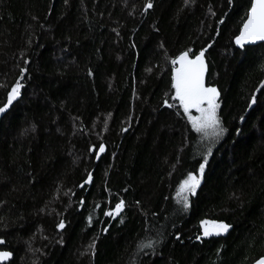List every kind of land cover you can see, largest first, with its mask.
<instances>
[{
  "label": "trees",
  "instance_id": "16d2710c",
  "mask_svg": "<svg viewBox=\"0 0 264 264\" xmlns=\"http://www.w3.org/2000/svg\"><path fill=\"white\" fill-rule=\"evenodd\" d=\"M147 2L0 0V106L27 69L0 117L6 264H252L264 255V44H234L249 0ZM203 48L226 129L212 143L197 140L172 99L171 60ZM208 148L185 210L179 185ZM120 200L121 213L105 216ZM202 220L232 227L204 238Z\"/></svg>",
  "mask_w": 264,
  "mask_h": 264
},
{
  "label": "snow or ice",
  "instance_id": "6c2138e0",
  "mask_svg": "<svg viewBox=\"0 0 264 264\" xmlns=\"http://www.w3.org/2000/svg\"><path fill=\"white\" fill-rule=\"evenodd\" d=\"M185 4L193 3L194 0H184ZM227 3L231 5L233 0H227ZM153 7L151 0L144 5L145 9H151ZM215 15V13H212ZM219 24H223L224 20L220 19ZM258 41L264 42V0H249V6L246 9L245 17L242 20V26L239 28V34L235 36L234 43L244 48L247 44H254ZM208 48L211 45L207 46ZM207 48L201 49L198 53L193 52L191 49L181 52L178 56L171 60L173 65L171 73V87L174 89L172 99L178 101V107L183 110V115L187 118L191 129L204 138H212L213 142L221 138L226 129L221 125V118L217 114V110L220 105L218 103V97L220 93L217 88L211 85L206 86L205 73L207 71V65L205 63V53ZM25 64L28 60L24 61ZM178 65V67H177ZM264 70V66H262ZM27 69L20 67V78L17 79L11 86L10 90L6 93V102L0 106V113H5L10 106L13 105L21 96V89L24 85L21 80L25 78ZM91 74V73H89ZM0 87H8L7 85L0 84ZM264 89V80L260 81V88L257 91ZM256 102L255 96L252 97L251 104ZM164 104L172 108L173 105L168 103L167 100ZM179 114V113H178ZM243 119V117H241ZM126 131V129H122ZM239 132V129L236 130ZM95 146L89 149L93 151ZM105 151V145L100 143L96 156L99 157L100 153ZM212 154V149L208 148L203 154L202 161L198 164L197 172H188L186 179H184L179 188L183 193L182 199L178 200V203H182L183 208L186 210L189 207V196H195L197 189L201 185V179L205 174L206 165L208 164L209 156ZM92 180V174L88 173L87 178L83 181L80 187L89 183ZM83 200H81V204ZM125 206L124 200H120L115 204V207L111 210L104 212L105 216L115 218L118 216ZM99 207V205H97ZM90 219V218H89ZM65 223L61 220L57 224L58 229H63ZM202 229V237L208 238L212 236H222L229 232L232 225L216 220H202L200 222ZM107 231V229H104ZM201 235H197L196 239L201 240ZM179 239V236H177ZM5 243L3 238H0V245ZM156 243H159L157 241ZM94 244V242H93ZM92 247V246H90ZM144 247L153 248V243L149 241ZM219 252V249L217 250ZM12 256L10 251H0V264L3 261L8 260ZM254 264H264V255L255 260Z\"/></svg>",
  "mask_w": 264,
  "mask_h": 264
},
{
  "label": "rangeland",
  "instance_id": "374dc122",
  "mask_svg": "<svg viewBox=\"0 0 264 264\" xmlns=\"http://www.w3.org/2000/svg\"><path fill=\"white\" fill-rule=\"evenodd\" d=\"M190 128H191V126H190ZM191 131L193 132V134L195 135V137L197 138L198 141L203 142V143H206V142L212 143L213 142V139L212 138H204V137L200 136L199 134L195 133L192 129H191ZM195 174H198V172H196Z\"/></svg>",
  "mask_w": 264,
  "mask_h": 264
},
{
  "label": "water",
  "instance_id": "95a60500",
  "mask_svg": "<svg viewBox=\"0 0 264 264\" xmlns=\"http://www.w3.org/2000/svg\"><path fill=\"white\" fill-rule=\"evenodd\" d=\"M239 34V33H238ZM235 39V38H234ZM260 43H263L264 44V42H261V41H258V42H256V43H254V44H247V45H245V47L246 46H254V45H257V44H260ZM235 44V43H234ZM236 45V44H235ZM237 46V45H236ZM238 47V46H237ZM206 63V62H205ZM207 65V64H206ZM206 74H207V71H206V73H205V76H206ZM4 113H0V117L3 115ZM0 246H2V245H0ZM0 251H8V250H2V249H0ZM12 259V256L8 259V260H6V261H3L2 262V264H6V263H8V261L9 260H11ZM252 264H254V263H252Z\"/></svg>",
  "mask_w": 264,
  "mask_h": 264
},
{
  "label": "bare ground",
  "instance_id": "6f19581e",
  "mask_svg": "<svg viewBox=\"0 0 264 264\" xmlns=\"http://www.w3.org/2000/svg\"><path fill=\"white\" fill-rule=\"evenodd\" d=\"M263 44V43H262Z\"/></svg>",
  "mask_w": 264,
  "mask_h": 264
}]
</instances>
